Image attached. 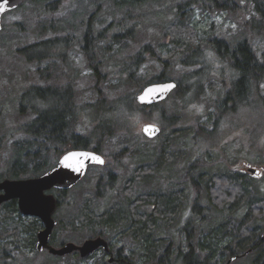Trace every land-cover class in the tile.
<instances>
[{"label": "rangeland", "instance_id": "rangeland-1", "mask_svg": "<svg viewBox=\"0 0 264 264\" xmlns=\"http://www.w3.org/2000/svg\"><path fill=\"white\" fill-rule=\"evenodd\" d=\"M106 1L47 0L39 3L24 0L18 9L2 16L0 31V181L9 179L3 176L6 173L13 145L29 139L27 135L18 133L21 126L33 119V115L27 113L26 106L19 104L21 95L27 89L34 86L62 90L70 85L77 104L74 110L77 118L75 131L83 135H90L95 127L92 119L98 112L100 119L108 120L110 116H113L112 118L118 120L121 116V108L125 109L128 105L125 98L135 99L139 92L149 84L148 82L160 74L165 75V81H178L182 87L189 85V80L192 83L193 81L199 83L194 89L190 88V91L185 95H183L184 93H179L177 96L171 95L152 111L148 109L144 112L128 113V119H124L129 126L128 133L106 138L100 145L108 169L112 168L117 175L129 178L138 170V167L149 164L147 160L140 163V158L139 160L136 158L138 161H135V157L131 155L138 153L141 149L142 152H146L155 147V144L147 145L140 141L145 138L141 128L145 124H153L162 129L167 124V121L163 120L165 116H176L178 119L175 121L173 129L179 133H177L174 145L170 149V153L176 155L177 158L168 160V162H172L171 171L163 173L164 180L172 182L171 186H166L170 185L166 182L160 183L158 187L152 189L162 188L164 191L161 193H165L166 190L168 192L183 191L186 189V182L196 175L195 170H190L189 166L198 160H202L208 165L205 171L211 172V174L224 171L246 172L247 169L240 168L242 163L255 169L264 168V164H259L264 156L261 152L264 145V107L260 102L253 99L252 103L247 104L242 101L236 112L232 115L226 114L216 131L210 132L213 130L215 116L219 115L216 107L230 89L231 77L229 65L218 60L211 47L206 46V43L203 42V39L210 37L222 39L230 44L245 40L258 59L263 60L264 35L257 33L251 27L258 20L252 0H233L236 4L229 6L230 10L215 11L199 7L192 9L191 26L196 35V45H199L204 56H214L212 61H205L209 70L204 74H202L203 71L196 73L202 65L184 66L181 64L183 56L177 51L178 48L174 52L175 47L171 46L170 36L167 34L169 31L172 32L171 25L177 21L173 13V6L182 0H164L158 6L143 8L132 13L131 16L137 18L138 21L130 25L126 31L115 27L113 23L120 20L122 14L116 12L114 7ZM90 22L95 33L110 26L106 30V38L101 42L100 48H97L93 53L94 64L100 74L98 82L82 50V37ZM67 23L70 24V28ZM129 30H131L128 34L129 37L125 36L118 44H114L109 37L110 33H126ZM66 34L73 35V46L56 59H47L39 64L28 63L17 53L19 49L41 40ZM145 46L149 47L155 57L152 58L149 54H145L144 62L137 71L136 79L129 82L121 74V69L125 63L131 62L132 57ZM159 59L167 61L166 68L163 67ZM136 83L145 86L139 88ZM261 93L264 95V85L261 87ZM100 100V105L104 108L97 109L96 106L90 108V106L98 104ZM119 100L121 101L117 103ZM115 109L120 110L116 111ZM125 113L127 112L123 114ZM200 127L204 132L198 134L196 129L198 130ZM157 137L154 139H158L157 142H161L164 138ZM59 156L58 153L48 156L49 167L55 164ZM142 169L143 173L153 174L151 170ZM100 173L99 169L92 168L84 181L68 193L65 201L67 203L74 201V206L67 210L65 215L60 216L62 223L68 229H57L58 232H61L59 236L60 239H64L63 241H72L78 244L77 242L80 243L85 239V232H70L78 224L73 225L72 217L69 215L74 213L77 206L87 199H89L88 201L92 200V196L97 193L98 188L95 185ZM248 175L252 176L250 173ZM255 181L250 182L252 185L258 186L261 189V194L264 195V170ZM123 183L124 181L117 188L118 196H121ZM222 184L223 181L215 182L216 198L227 189V185L226 187L220 186ZM125 187L128 189L125 188L128 194L136 195L133 186L130 189ZM186 193L187 191L183 192V194ZM189 201L191 202L192 198ZM191 204L187 203L183 208L179 218L180 226L182 222L185 225L192 219L194 220ZM201 206L200 216L198 213L196 216L206 218V221L200 222L202 230L207 229L209 225V227H214L222 221L241 218V215H238L235 210L229 211L228 209V212L226 211L223 216L215 220L211 215L216 216L215 214L220 212L214 210L205 201L201 203ZM4 218V212L0 209V228L4 223L7 224V228L0 229V232H3L5 237H9L6 239L7 241L13 240L10 237L15 234L14 226H18L22 230V227L29 226L31 222L29 218H18L16 215H12L5 222ZM263 232L264 230L260 235ZM20 237L25 238L22 235ZM117 241L120 240L117 238ZM115 244L118 245V242ZM121 244L122 242L119 245ZM18 245L19 250L17 251L12 248L7 249L9 257L1 259L0 264H97L99 258L103 259L101 254H97L83 263H77L75 258L54 262L46 253L37 254L34 249L23 247V242ZM178 246L185 247L183 236H181ZM123 253L130 256L128 251ZM133 253L135 255L132 258L133 264H145L144 259L140 256L141 251ZM248 258L251 259L249 256ZM104 261L106 260L104 259ZM236 262L237 260L232 264H240V262Z\"/></svg>", "mask_w": 264, "mask_h": 264}, {"label": "trees", "instance_id": "trees-1", "mask_svg": "<svg viewBox=\"0 0 264 264\" xmlns=\"http://www.w3.org/2000/svg\"><path fill=\"white\" fill-rule=\"evenodd\" d=\"M32 1L43 3L47 0ZM97 1L99 2V0ZM107 1L114 7L116 12H121L122 14L121 19L113 24L117 29L126 31L130 25L138 21L137 18L131 16L132 13L140 11L143 8L158 6L164 0ZM233 4H236L233 0H182L173 6V13L177 21L174 25H171L172 32H167L170 36L171 46L175 47L174 52L178 48L177 51L183 56L181 60L182 65H202L196 73L202 71V74L206 73L209 67L206 66L205 61H212L214 56L221 62L224 61L229 65L231 77L230 89L226 92L224 98H222V102L216 107L219 115L215 116L213 130L210 132L216 131L226 114L232 115L236 112L242 104V101L248 104L256 100L264 107V95L261 93V87L264 85V58L263 60H259L247 41L244 40L230 44L218 38H205L203 42L206 43V46L211 47L214 54L211 57L204 56L199 45H196V35L191 26L192 9L199 7L222 11L230 10L231 8L229 6ZM252 4L258 20L251 27L257 33L264 35V0H252ZM147 10L149 11V9ZM67 26L70 28L69 23H67ZM105 28L108 29L110 26ZM107 29L103 28L95 33L90 22L82 37V50L97 82L100 79V74L97 66L94 64L93 53L97 48H100L101 42L105 40ZM131 30L126 32L127 34L110 33L111 35L109 37L114 44H118L121 39L128 36ZM72 37V34H66L64 36L55 35L53 38L44 39L23 47L17 53L25 62L39 64L47 59H56L60 54H65L73 46L74 40ZM145 54H149L152 58L155 57L149 47L145 46L132 57L131 62L123 65L121 74L126 77L127 81L133 82L136 79L137 71L144 62ZM159 61L166 68L167 61L162 59H159ZM165 78L164 74H160L148 83L163 82ZM189 81L190 84L186 87H182V84L177 81V88L171 95L177 96L179 93H184L183 95H185L190 91V88L194 89L197 83H199ZM136 85L139 88L145 86L143 84L140 85V83H136ZM125 99L128 105L125 109L121 108V116L118 120L112 118L113 116H110L108 120L105 118L100 119L98 112L92 119L95 127L91 134L75 135L77 134L75 132L77 118L74 110L77 104L75 103L72 87L69 85L62 90L52 89L51 87H30L21 95L19 104L26 106L27 113L33 115L34 118L18 130V133L27 135L29 139L13 145L6 173L3 177H8L12 180L26 179L37 176L46 170L45 165L41 164L39 155L37 156L30 152L36 146L41 149L55 146L62 152L66 147L62 142L67 140V143L74 148L96 149L100 151V145L106 138L128 133L129 126L127 121L124 120L128 119V113L134 111L144 112L148 109L152 111L163 103L151 107H141L136 103L134 98ZM100 103L101 100L98 104L90 106V108L94 106L97 109L103 107ZM118 110L120 109L116 111ZM124 112H127L125 113L126 115L123 114ZM163 120L167 121V124L160 129V135L157 137L159 139L160 137H164L163 140L157 142L158 139L148 140L142 138L140 139L141 142L147 145L155 144V147L152 146L153 148L146 152H142L143 150L141 149L138 153H131V156L135 157V159H141V161L139 160L140 163H144V160H147L149 164L143 165H148V169H153L155 174L161 169L170 172L172 162H168V160L177 158L176 155L174 156L173 153H170V149H172L176 139L175 137L179 133L173 129V125H175L174 123L178 119L176 116H165ZM196 132L201 134L204 131L200 127L198 130L196 129ZM94 137L95 139H93ZM35 141H37V144H35ZM261 152L264 155V145ZM259 164H264V156H262V161ZM207 166L202 160H198L189 166L190 170H195L196 175L192 176L186 182V189L183 191L168 192L166 190L165 193H157V190L153 189L155 191L148 192L147 196L149 201H152L151 204L154 205V215L139 217L136 215V209L131 207L132 204H128L127 208L121 212L118 210L111 211L107 215L108 217L102 216L100 220L109 223L123 219L126 227L129 226L133 237L140 242L141 251L143 254L146 252V258H148L150 263L224 264L227 259L240 256L248 246L253 245L252 247L255 248L256 252L252 256H249L251 259L248 256L241 257L236 263L264 264V242L260 240V233L264 230V195L261 194V189L258 186L256 187L250 182L257 180V178L240 173L239 171H224L211 174V172L205 171ZM141 179L151 188L161 182L157 176L139 178V180ZM135 180L136 178L133 182ZM217 181H223V184L220 186L226 187L227 185V189L222 191L223 194L221 193L222 195L216 198L215 182ZM171 183L167 181V184L170 185L166 186H171ZM161 190L163 191L162 188ZM100 191L97 194H100ZM185 191L187 193L183 194ZM97 194H94V196ZM189 197L190 199L192 198L191 202L189 201ZM204 201L214 210L220 212L219 214H215L216 216L211 215L215 220L223 216L226 211L228 212V209L229 211L235 210L238 215H241V218L232 221H222L214 227H209V225L207 229L202 230L200 222L206 221V218H198L196 215L198 213L200 216L199 211L202 210L201 203ZM187 203H192L190 208L195 218L185 225L182 222L183 225L181 224V227L179 218ZM0 209L3 210L5 215L4 222L10 219L12 215L20 218V215L17 213L15 201L2 204ZM242 210L244 211L242 212ZM85 211L93 212V209L88 206L85 208ZM85 217L88 224H93L95 220L93 216L86 215ZM2 228H7V224L4 223L0 229ZM13 228L15 234L13 235L14 238L10 237L13 239L11 241H7L6 239L9 237H5L3 232H0V260L9 257L7 253L8 248H12L15 251L19 250L18 244L21 241L25 243L23 247L28 249L29 246V249H31L35 230L34 223L27 227H22V230L18 226H14ZM161 234H163L162 237ZM20 235L25 236V238L23 239ZM181 236L185 239V247L178 246ZM162 238L163 240H158ZM49 258L54 262L61 260L51 256ZM75 260L77 263L80 262L78 258Z\"/></svg>", "mask_w": 264, "mask_h": 264}, {"label": "flooded vegetation", "instance_id": "flooded-vegetation-1", "mask_svg": "<svg viewBox=\"0 0 264 264\" xmlns=\"http://www.w3.org/2000/svg\"><path fill=\"white\" fill-rule=\"evenodd\" d=\"M51 88L53 89V87H51ZM55 89H57V88H55ZM76 133L77 134H75V135H80V133H78V132H76ZM154 139H152V140H154ZM62 143H64V145L66 146L62 152L60 151V149L58 147H55V146L54 147L53 146L47 147L44 149L37 148V146H36V147H33L31 149L30 152H32L34 155H37V156L39 155V158L41 159V162H42L41 164L45 165V168H47V169L44 170L39 175L30 177V178L40 177L43 174H45L46 172H48L49 170L53 169L57 165V163L59 162L60 158L64 154L68 153L69 151L87 150V151L94 152V153H96V154H98L104 158L105 164L102 166H100V165H89L87 167L85 175L82 177V179L69 190L51 189V190L45 192V195H52L56 199V209L52 215V220L55 222V226H54V228H53V230L49 236L48 246L52 247L54 249H60L68 243L75 244L76 246H81L87 240L101 238L102 240H104L107 243L108 251H104V249L102 247H100L96 252H94L91 256H89L88 258H85V259L80 258L78 252H73L72 254L65 256V257L53 256L49 253V251L47 249H44L42 252H37L36 251L37 236H38V233L44 229L43 222L38 217L21 215L17 209V201L12 200V201H15V203H16V209H17L18 215H20V217H25V218L31 219L30 224L34 223V225H35L34 236L32 238V244H31L32 246L30 248L34 249V251L37 254L46 253L47 255H49L51 257H55V258H59V259H66V258L77 259L78 258L80 260V263H83L85 261L90 260L91 258L95 257V255H97V254H101V257L103 259L99 258L98 259L99 261L97 262V264H133L132 258H133V256H135V255H133L134 254L133 252L141 251L142 248H141L140 242L133 237L132 232L129 229V226L126 227L123 219H120L117 222H109V223L106 222L105 223L104 221L100 220V218L102 216L109 215V213L111 211L118 210L121 212L123 209L127 208L128 204L129 205L132 204L131 207L136 209V215L139 217L154 215V205L151 204L152 201H149V198L147 195H148V192H152V190H153L152 188L158 187L159 184H157L156 186H152V188H151L149 185H146L144 183L145 181H143V179L139 180V178H147L149 176H157V178H160L161 184L165 183L166 180H164L165 177L163 176L165 169L159 170L160 173L158 172L157 174H155L153 172V169H152L151 172H153V174H148V173L142 172V170H143L142 168H144L145 170L149 168L148 165H141L140 167L137 168L138 170H136V172L134 174H132L129 178H124V177L117 175L115 172H113L112 168H110V169L107 168V162H106L105 157L102 155V151H101L102 149L101 148H100V151L96 150V149H80V148L72 147L70 144L67 143V140L62 142ZM35 144H37V141H35ZM52 153H54V154L58 153L60 156L56 160L55 164L52 167H49L48 156H51ZM135 161H138V160L135 159ZM247 166H248V164L242 163L240 168H245L248 170ZM92 168H97L101 171L100 175L97 178V182L95 185V187L98 188L97 192L99 189H101V193L100 194L95 193L97 195L92 196L91 201H88L89 199H87V201H85L81 205L77 206L78 208L75 209L74 213H70V215H69L72 217L71 223H73V225H74V223L78 224V225H76V228L71 230L70 232H73V233L85 232L84 233L85 239L83 241H81L80 243L77 242L78 244H76L72 241H63L64 239H60V236H59L61 232H58L57 229L58 228L65 229V230H68V229L65 227V224L62 223L60 216L62 214L65 215V212L69 209H72L74 206V203H73L74 201L67 203L65 201V199H66V197L70 191H72L73 189L78 187L84 181V179L86 178V175L88 174V172ZM136 173H138V175L135 176ZM240 173L249 174L248 171H246V172L241 171ZM30 178H26V179H30ZM135 178H136V180L133 182V180ZM122 181H124L123 189L121 190V196H118L116 194V192L118 191L117 188H118V186L121 185ZM125 186H127L129 189L133 186L135 188L134 191H136L137 196L136 195L135 196L129 195L127 193L128 189ZM125 188L127 189L126 191H124ZM161 191H162L161 188L157 189V193H161ZM139 192H141V194H139ZM88 206H90V208L93 209V212L85 211V208ZM86 215H89V216L91 215L95 218L93 224L92 223L88 224L87 219L85 217ZM162 235L163 234H161V237H162ZM117 238L120 241H117ZM158 240H163V238L158 239ZM116 242H118V245L115 244ZM121 242H122V244L119 245ZM24 244L25 243H23V245ZM252 246L253 245L248 246L243 251V253L237 257L236 260H238L241 257L244 258V257H247V256L254 254L256 252V250ZM28 249H29V246H28ZM163 250H164V248H163ZM126 251L130 252V256L124 255L123 252H126ZM141 253H142V251H141ZM140 256L144 259L145 264H147V263L152 264L148 261V258H146L147 257L146 252L144 254L142 253ZM104 259L106 261H104ZM153 263H155V262H153Z\"/></svg>", "mask_w": 264, "mask_h": 264}, {"label": "water", "instance_id": "water-1", "mask_svg": "<svg viewBox=\"0 0 264 264\" xmlns=\"http://www.w3.org/2000/svg\"><path fill=\"white\" fill-rule=\"evenodd\" d=\"M78 1V0H74ZM24 0H0V31L2 29V16L5 13L18 9ZM168 85H174L169 90H164ZM177 83L169 80L156 82L145 86L136 96V103L141 107H150L166 101L169 96L176 90ZM140 97H144L143 101ZM147 129V131H146ZM142 135L152 140L159 136L160 128L153 124H145L141 128ZM76 155L70 163L72 168L64 167L60 161L67 155ZM99 157L103 163H97L91 157ZM105 160L102 156L87 150L69 151L64 154L57 165L37 178L30 179H4L0 181V206L12 200L17 201L18 212L23 216L38 217L44 225V229L38 233L36 251L42 252L47 249L49 253L57 257H65L73 252H78L80 258L85 259L96 252L100 247L108 251L107 243L101 238L87 240L81 246L68 243L60 249H54L48 246L49 236L55 226L52 215L56 209V199L52 195H45L46 191L51 189L69 190L75 186L85 175L89 165H104ZM248 173L254 178H259L263 167L255 169L250 165L247 166ZM73 169H79L75 171ZM260 240L264 242V232L260 235ZM237 257L229 258L225 264H232ZM161 264V263H152Z\"/></svg>", "mask_w": 264, "mask_h": 264}, {"label": "snow or ice", "instance_id": "snow-or-ice-1", "mask_svg": "<svg viewBox=\"0 0 264 264\" xmlns=\"http://www.w3.org/2000/svg\"><path fill=\"white\" fill-rule=\"evenodd\" d=\"M172 87H174V85H168L167 88L164 89V90H165V91H166V90H169V89H171ZM140 99L143 101L144 97H140ZM146 131H147V129H146ZM76 155H82V154H75V153H73V154H71V155H67V156H65V157L63 158L62 161H60V163H61L64 167H66V168H72V164L70 163V161H72L73 158H74ZM91 159H93V160H94L95 162H97V163H100V164L103 163V160H101L99 157H95V156H93V157H91ZM73 170H75V171H79V169H73Z\"/></svg>", "mask_w": 264, "mask_h": 264}]
</instances>
